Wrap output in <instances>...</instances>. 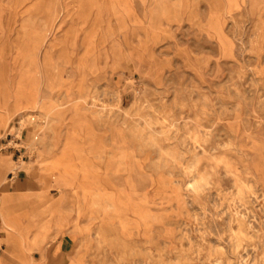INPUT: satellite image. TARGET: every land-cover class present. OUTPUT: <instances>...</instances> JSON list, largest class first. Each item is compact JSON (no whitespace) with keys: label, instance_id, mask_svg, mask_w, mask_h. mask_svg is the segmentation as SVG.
Listing matches in <instances>:
<instances>
[{"label":"rangeland","instance_id":"rangeland-1","mask_svg":"<svg viewBox=\"0 0 264 264\" xmlns=\"http://www.w3.org/2000/svg\"><path fill=\"white\" fill-rule=\"evenodd\" d=\"M0 116L44 264H264V0H0Z\"/></svg>","mask_w":264,"mask_h":264},{"label":"crops","instance_id":"crops-1","mask_svg":"<svg viewBox=\"0 0 264 264\" xmlns=\"http://www.w3.org/2000/svg\"><path fill=\"white\" fill-rule=\"evenodd\" d=\"M48 168L50 167L34 170L32 176L35 177L41 170ZM28 190H31L28 197H33L34 201L32 202V199L28 200L31 202L28 214H19L21 222L18 228L15 226V231L7 230L0 221V246L5 245L6 252L16 260V263H14L0 255V264H44L42 259L46 258L45 245L53 238L50 235V228L47 221L50 217L55 216L61 211V206L55 211L53 210V198L49 196L48 189L44 187V184L35 186V189L28 187ZM26 192H15L16 197L20 199L23 205H26L27 201L25 198ZM17 204L15 202L14 204L9 203L7 199L1 201V207L6 208L9 206L7 210L9 216H17V212H19ZM42 230H44L43 234L39 235ZM36 249L41 251V258L39 260L33 257V252ZM52 257L49 259V263L53 262Z\"/></svg>","mask_w":264,"mask_h":264},{"label":"bare ground","instance_id":"bare-ground-1","mask_svg":"<svg viewBox=\"0 0 264 264\" xmlns=\"http://www.w3.org/2000/svg\"><path fill=\"white\" fill-rule=\"evenodd\" d=\"M92 1V0H91ZM110 1V0H109ZM89 2V1H88ZM95 3V2H94ZM96 4V3H95ZM91 5V4H90ZM84 6V5H83ZM78 8H79V5L77 6ZM90 8V7H89ZM89 8H88V10H89ZM115 10V9H114ZM81 12V11H80ZM64 13V12H63ZM59 15V14H58ZM60 20V19H59ZM56 25V24H55ZM56 27V26H55ZM245 30V29H244ZM244 35V34H243ZM52 36V35H51ZM48 38V37H47ZM49 38H51V37H49ZM50 40V39H49ZM49 44V43H48ZM46 46V45H45ZM49 46V45H48ZM41 51V50H40ZM45 51V50H44ZM50 51V50H49ZM46 52V51H45ZM95 96V95H94ZM7 114V113H6ZM7 115H9V114H7ZM11 116V115H10ZM9 117V116H8ZM2 122V116H0V123ZM207 134V133H206ZM234 149V148H233ZM69 156V159H68V161H72L71 160V158H72V155L71 154H69L68 155ZM66 159V158H65ZM65 161L66 160H62V164L63 165H65ZM203 180L204 179H202V182H203ZM89 182V181H88ZM201 182V181H200ZM199 183V182H198ZM88 186L90 187L91 185H90V183L88 184ZM1 192V191H0ZM246 193V192H245ZM5 195V194H4ZM4 195H3V193H0V205H1V201L3 200V197H4ZM60 207V205H59V202H55L54 203V211L56 210V209H58ZM2 222H3V224L5 225V226H7L8 228H9V223L6 221V220H2ZM27 238V237H26ZM35 241H36V239H35ZM238 244V243H237ZM78 261V260H77ZM109 264V263H108Z\"/></svg>","mask_w":264,"mask_h":264}]
</instances>
